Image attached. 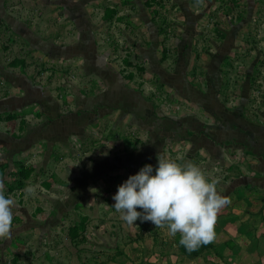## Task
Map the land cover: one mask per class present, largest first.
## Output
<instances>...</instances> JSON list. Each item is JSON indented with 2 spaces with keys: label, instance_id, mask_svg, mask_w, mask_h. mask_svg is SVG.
I'll use <instances>...</instances> for the list:
<instances>
[{
  "label": "crops",
  "instance_id": "0c3cea01",
  "mask_svg": "<svg viewBox=\"0 0 264 264\" xmlns=\"http://www.w3.org/2000/svg\"><path fill=\"white\" fill-rule=\"evenodd\" d=\"M167 1L172 8L168 19L178 24L171 27L174 37L164 55L159 51L163 36L154 21L159 16L149 13L148 21H143V11L136 13L135 34H148L149 28L160 39L141 41L143 51L151 53L146 56V75L162 86L170 100L161 101L157 95L161 103L153 97L150 102L137 87L127 85L118 66L93 56L87 66L100 68L88 73V79L100 81L103 89L85 90L71 101L69 110L50 85H33L29 74L3 66L1 111L35 107L45 120L46 137L58 141H75L79 131L90 133L98 127L102 110L117 116L116 126L135 139L119 145L120 151L110 153L107 146L98 158L83 157L86 168L101 172L95 183L102 189L108 178L123 183L145 164L153 166L154 174L157 155L175 158V153L193 151L206 173L220 177L218 190L231 204L218 215L215 240L186 257L199 258L201 264H214L212 258L224 264H264V0ZM6 14L13 40L27 45L26 34L37 33L12 11ZM15 24L23 25L25 33ZM2 61L4 65L3 54ZM70 61L68 66L79 63ZM58 186L54 195L61 189L75 192L73 185ZM96 189L92 193L100 190ZM103 232H96L102 240L113 234Z\"/></svg>",
  "mask_w": 264,
  "mask_h": 264
},
{
  "label": "rangeland",
  "instance_id": "374dc122",
  "mask_svg": "<svg viewBox=\"0 0 264 264\" xmlns=\"http://www.w3.org/2000/svg\"><path fill=\"white\" fill-rule=\"evenodd\" d=\"M168 2L0 0V74L4 72L3 66L17 67L30 75L33 85H50L65 110H69L71 101L85 94V90L96 93L103 89V83L88 79V73L100 67L95 64L88 67L87 60L97 56L102 62L118 66L129 81L127 85L137 87L150 102L151 97L158 103L161 99L170 100L162 86L146 75V56L151 53L143 51L141 41L157 43L160 39L149 28L146 36L135 34L136 13L143 11V21H148L149 13L159 16L158 22L154 21L163 36L159 51L164 55L170 38L174 37L171 29L178 24L168 19L172 9ZM9 11L29 22L37 33L26 34L27 45L13 40L10 24L6 22ZM15 26L25 33L23 25ZM70 60L79 63L68 66ZM2 86L5 87L0 78ZM7 92L5 89L4 93ZM1 107L0 104V178L4 181L5 195H11L17 203L11 237L0 239V264H191L190 261L201 264L199 258L186 257L195 253L179 243V234L170 237L167 228H157L150 221L138 219L135 226L123 221L112 207L115 203L112 197L121 184L117 180L108 178L107 187H96L101 172L86 168L83 157L98 158L107 146L110 153L120 151L119 145L135 139L116 126L117 116L102 110L95 125L98 127L90 133L75 131L77 140L58 141L54 136L46 137L42 123L45 120L41 121L35 107L11 112L1 111ZM89 151L92 155H88ZM179 155L199 165L198 154L193 151L174 154ZM58 184L64 188L73 185L75 192L69 194L61 189L58 196L54 195L60 190ZM29 188L35 189V195H27ZM96 188L100 190L92 193ZM66 208L69 209L63 211ZM102 225L105 229L100 230ZM103 230L113 232L110 239L102 240L96 234ZM211 262L224 264L216 258Z\"/></svg>",
  "mask_w": 264,
  "mask_h": 264
},
{
  "label": "clouds",
  "instance_id": "9594fccd",
  "mask_svg": "<svg viewBox=\"0 0 264 264\" xmlns=\"http://www.w3.org/2000/svg\"><path fill=\"white\" fill-rule=\"evenodd\" d=\"M157 161L154 174L153 166L145 164L118 185L112 207L129 225L139 219L167 228L170 237L179 234V243L189 252L212 243L218 215L231 204L218 190L220 177L206 173L184 156L157 155ZM27 195H35V189L29 188ZM16 203L11 195H5L0 178V239L11 237Z\"/></svg>",
  "mask_w": 264,
  "mask_h": 264
}]
</instances>
